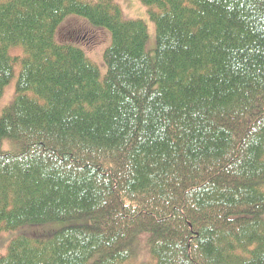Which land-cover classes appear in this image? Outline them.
I'll list each match as a JSON object with an SVG mask.
<instances>
[{
    "label": "trees",
    "instance_id": "16d2710c",
    "mask_svg": "<svg viewBox=\"0 0 264 264\" xmlns=\"http://www.w3.org/2000/svg\"><path fill=\"white\" fill-rule=\"evenodd\" d=\"M138 1L0 0V264H264V0Z\"/></svg>",
    "mask_w": 264,
    "mask_h": 264
},
{
    "label": "rangeland",
    "instance_id": "374dc122",
    "mask_svg": "<svg viewBox=\"0 0 264 264\" xmlns=\"http://www.w3.org/2000/svg\"><path fill=\"white\" fill-rule=\"evenodd\" d=\"M90 1V0H86ZM116 2L120 9L123 17L127 20H141L146 24V31L148 33V37L146 40V46L145 50L150 54L151 58H154V49L156 47L155 43V25L153 22H151L148 18L146 8L142 6L140 1L138 0H114ZM71 19L77 20L78 22H85L84 20H79L76 18L71 17ZM77 21H69V23L62 25V28L59 31V37H62L65 41L67 42H74L77 44H80L85 48V53H87V57H89L97 67H99L100 73L104 74L105 72V67L102 62V53L103 51L109 47L110 45V38L111 36L109 33L105 30H103L106 34L103 32H97L96 34L90 35L85 34V36H88V38L84 40L82 39V32L86 30V28L83 27V25L77 23ZM88 25V24H87ZM82 27V28H81ZM89 30L86 31V33ZM77 46V45H76ZM79 47V46H78ZM82 49V48H81ZM22 50L20 48H11L9 54L11 56L14 55H21ZM18 66L14 68V78L10 81L7 87H5L3 91V95L0 98V116L3 112V110L9 105H11L15 93V79L18 75ZM264 218V217H263ZM85 223V221H83ZM55 225L61 226V223H57ZM30 226H26L25 228H18L14 229V231L11 232H4L0 235V257L5 256V253L7 252L8 246L10 245L9 243L16 238H19L23 234V230L26 228H29ZM26 233H30L29 231ZM146 257V256H145ZM144 257V258H145Z\"/></svg>",
    "mask_w": 264,
    "mask_h": 264
}]
</instances>
